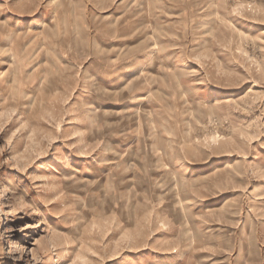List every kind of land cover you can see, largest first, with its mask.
<instances>
[{
    "label": "rangeland",
    "instance_id": "374dc122",
    "mask_svg": "<svg viewBox=\"0 0 264 264\" xmlns=\"http://www.w3.org/2000/svg\"><path fill=\"white\" fill-rule=\"evenodd\" d=\"M0 264H264V0H0Z\"/></svg>",
    "mask_w": 264,
    "mask_h": 264
},
{
    "label": "bare ground",
    "instance_id": "6f19581e",
    "mask_svg": "<svg viewBox=\"0 0 264 264\" xmlns=\"http://www.w3.org/2000/svg\"><path fill=\"white\" fill-rule=\"evenodd\" d=\"M40 26H41V24H40ZM39 27V26H38ZM217 170H219L218 168H216L215 169V171H217ZM201 178H206V176H203V177H201Z\"/></svg>",
    "mask_w": 264,
    "mask_h": 264
}]
</instances>
